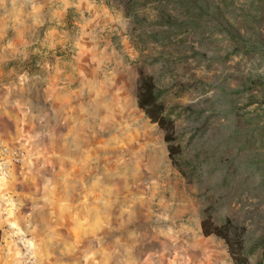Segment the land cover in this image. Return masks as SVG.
Returning a JSON list of instances; mask_svg holds the SVG:
<instances>
[{"label":"rangeland","instance_id":"374dc122","mask_svg":"<svg viewBox=\"0 0 264 264\" xmlns=\"http://www.w3.org/2000/svg\"><path fill=\"white\" fill-rule=\"evenodd\" d=\"M0 116L32 156L0 189V264L14 232L35 264H234L200 222L264 228V0H0Z\"/></svg>","mask_w":264,"mask_h":264},{"label":"trees","instance_id":"16d2710c","mask_svg":"<svg viewBox=\"0 0 264 264\" xmlns=\"http://www.w3.org/2000/svg\"><path fill=\"white\" fill-rule=\"evenodd\" d=\"M138 74L137 106L151 122L157 124L164 131L168 156L173 162L177 147L171 145L173 139L169 132L172 124L163 116V106L157 104L158 95L152 79L146 77L142 72ZM200 227L204 236L214 235L224 241L234 264H248V257L256 253L258 249L260 255L255 264H264V228L256 240L248 242L243 238L245 229L239 227L232 220H226L222 225H216L207 217L201 220Z\"/></svg>","mask_w":264,"mask_h":264},{"label":"built area","instance_id":"2783aa9c","mask_svg":"<svg viewBox=\"0 0 264 264\" xmlns=\"http://www.w3.org/2000/svg\"><path fill=\"white\" fill-rule=\"evenodd\" d=\"M31 157L25 144L12 143L0 138V185L9 179L13 170L24 168ZM13 237L19 247L23 264H35L36 259L26 236L21 232L19 234L14 232ZM4 240L3 230L0 229V244Z\"/></svg>","mask_w":264,"mask_h":264},{"label":"crops","instance_id":"0c3cea01","mask_svg":"<svg viewBox=\"0 0 264 264\" xmlns=\"http://www.w3.org/2000/svg\"><path fill=\"white\" fill-rule=\"evenodd\" d=\"M0 118H1V116H0ZM2 126H3L2 125V121H0V138L1 139H4L5 138L4 140H6L8 142H11L8 139H6V137L4 136V133L2 132ZM25 170H26V167H24L22 169H15V170H13L12 173H11V176L9 177V179L7 180V182L10 183L11 186L16 181H20L19 183H21L23 181V178H26V176L24 177ZM10 184H8V185H10ZM5 187H7V185H3V183L0 185V189L5 188Z\"/></svg>","mask_w":264,"mask_h":264}]
</instances>
